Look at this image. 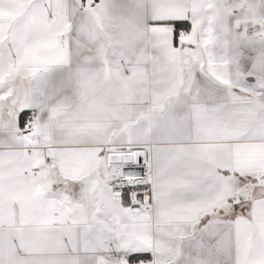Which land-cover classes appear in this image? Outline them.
<instances>
[{
    "label": "snow or ice",
    "instance_id": "6c2138e0",
    "mask_svg": "<svg viewBox=\"0 0 264 264\" xmlns=\"http://www.w3.org/2000/svg\"><path fill=\"white\" fill-rule=\"evenodd\" d=\"M0 264H264V0H0Z\"/></svg>",
    "mask_w": 264,
    "mask_h": 264
}]
</instances>
